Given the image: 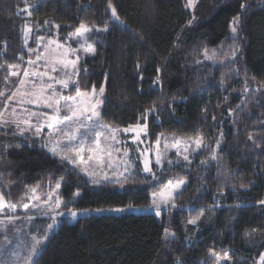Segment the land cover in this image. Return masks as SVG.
<instances>
[{"label":"trees","instance_id":"1","mask_svg":"<svg viewBox=\"0 0 264 264\" xmlns=\"http://www.w3.org/2000/svg\"><path fill=\"white\" fill-rule=\"evenodd\" d=\"M111 2L123 23L112 20L108 0H0V108L15 107L17 98L7 97L16 91L22 69L37 70L41 61L33 66L28 60L42 57V48L37 55L33 50L39 38L44 44L49 38L67 42L82 21L107 24L109 31L89 34L95 52L80 61L69 90L104 85L103 122H147L151 141L172 133L202 136L204 146L190 165L176 155L169 167L155 165V177L143 172L135 153V171L126 182L94 187L53 156L41 137L0 123V192L9 205L25 200L31 187L48 190L61 181L64 204L79 210L73 222L70 215L59 222L33 264H260L264 0H197L193 9L187 0ZM241 3L247 5L243 10ZM8 66L21 71L5 82ZM171 178L188 182L175 196L177 206L161 210L160 220L151 195ZM117 208L124 211L114 213Z\"/></svg>","mask_w":264,"mask_h":264},{"label":"rangeland","instance_id":"2","mask_svg":"<svg viewBox=\"0 0 264 264\" xmlns=\"http://www.w3.org/2000/svg\"><path fill=\"white\" fill-rule=\"evenodd\" d=\"M197 1V0H196ZM196 3V2H195ZM188 5V0H187ZM195 6V4H194ZM194 6H188L189 9H193ZM89 25V24H88ZM93 26V25H89ZM96 26V25H94ZM100 27V26H96ZM104 27V26H103ZM89 36V34H88ZM43 41V40H42ZM42 41L37 42V47H35L33 50H35L36 55L38 53V49L42 48L41 52V62L38 64V68L36 71L44 72L45 67L43 64V60L48 59L51 57L52 59H75L77 56H79V62L81 60L85 59L86 57H89L94 54V52H85L83 51V48L80 47L81 44H87L90 45L92 48L93 45L89 42V38L85 41L83 37H76L75 31L71 34L70 38L67 42H61L57 38H49L46 41V44H44ZM49 41H52L53 43L49 44ZM58 45L60 47H58ZM37 48V49H36ZM48 49V51H45V49ZM70 49H75L76 51H70ZM77 65V67H78ZM55 65L49 64V67H53ZM33 71V70H32ZM66 72L68 75L66 76L64 72L59 73H53L49 72V76H55L57 80L59 79H68L71 77V83L69 85L68 89H63L59 84H55L54 81L49 80L47 77H33L29 80L28 77L24 78L22 74V78H24L26 81H28L29 91H36L39 96L46 97L50 96L51 93H49L47 89L48 84H53L56 91L61 93L62 96H75L76 91L72 92L69 89L73 87V84L75 85L76 82V73L73 72L72 67L69 65V67L66 69ZM37 78V79H36ZM35 84V89L31 88V84ZM41 87L45 88V91L40 93L39 89ZM104 89L105 86L103 85ZM93 89V88H92ZM91 89V90H92ZM96 92H99V88H95ZM91 90H80L82 93H91ZM105 92L102 96H96V97H90V96H82L80 97V101L84 102H91L95 103L96 100L100 101V105L98 107V111L100 113V119L99 122L102 125H109L112 128L120 129L116 134V141H106L103 138L100 140V148L99 150L95 152H90L87 149L89 148H95V145L89 140L86 143V150L82 153L84 159H88V157L91 155L93 159L89 161V164L91 167H89V172L96 171L97 176L107 173L110 177L113 176V173H124L123 176H117L119 181L123 180L127 176L129 177L134 171H135V162L137 160L136 154L139 156V159L142 164V170L144 168V162L147 160L150 162V167L152 168V172L154 173V167L155 165L158 166V168L164 169L165 167H169L171 164H168V161H172V156L176 155L180 160L182 161L184 155H188L189 159L191 160L192 157L201 149H197L196 145L194 143L195 139L201 136L196 137H188L180 134H172V133H161L159 134V146L157 145V140L151 141L149 139L148 135V123H137V124H131L128 126H115L109 123H105L101 120V111H102V104L104 99ZM17 100H15L16 104L14 109H19L16 112V116L20 118L22 121L24 118H28L32 124H45L46 121L44 119L45 115H53L54 110L47 108L42 100L38 101L36 103H30L29 100L31 97H25L23 102L20 101V93L17 92L16 96ZM80 101H77L79 103ZM61 107H63V101H61ZM9 108L4 112V116L6 119H11L12 117L9 116ZM30 113H36L35 116H31ZM146 124V131L139 132V128L143 127ZM129 126L132 127V130H129L128 132H124L123 129L129 128ZM20 127H23L26 129V131L23 134H29V135H35V129H28V126L24 125L22 122L20 124ZM139 133V134H138ZM107 135V134H106ZM38 137H41L46 144L48 140L55 139V133L53 129H48L46 126L44 127L43 131L40 135H35ZM204 143V141H203ZM167 145V147H165ZM175 145V146H174ZM51 147V144L48 145V150ZM108 148L111 152V155L109 156L104 149ZM187 148L188 151L185 152L184 149ZM119 149V151H117ZM177 149H179V154H177ZM159 152L162 157V163L160 165H157L155 163L156 154ZM51 153V152H50ZM126 153V155H125ZM136 153V154H135ZM52 154V153H51ZM74 155V154H73ZM56 157V156H55ZM119 157V160L117 159ZM58 158V157H57ZM59 159V158H58ZM60 160V159H59ZM109 161L112 162L113 167L109 168L107 165ZM121 161H127L130 165L129 171H124V166L121 163ZM65 162V161H63ZM69 167L79 171L82 173L87 180L90 182V184L94 187L102 185L103 183H106L107 181H102L99 185H94L91 183V178L84 173L83 171H80L81 168L84 167V165H79V160L77 158V164L78 167L75 165H72L70 163L65 162ZM144 172V171H143ZM146 174H151L148 172H144ZM173 182L176 180H184L186 183L185 185L181 186L180 189L177 190L176 195L182 191V189L187 185V179L186 178H171ZM61 183V181H58ZM55 183L51 189L43 190L39 189V187H31L30 192L28 195L25 196V200L18 204H13L15 207H8L9 203L4 198V204L5 206L0 209V221H4V223H0V233L2 234V237L0 236V264H8L9 256L12 252H17L22 255H27V250L31 246L33 242V237L36 239L41 240V243L38 245V254L33 258V262L36 259V257L40 253V248L45 242L49 239L51 234L53 233L55 227L59 224V222L62 221L64 217H67L68 215L65 214L62 217H58L57 221L55 223V226L53 229L48 230L47 225L50 223H53L51 219V215H43V212L46 210L47 204H54L56 197H59L62 201L63 199L59 195V189L56 188ZM163 188V187H162ZM161 188V189H162ZM32 189H36L35 192L32 191ZM161 189L156 191L158 193ZM1 193V192H0ZM153 194V193H152ZM175 195V196H176ZM38 197V199H32V197ZM51 198V199H50ZM153 195H151V201L152 206L151 209L156 213V208L153 206ZM157 201L159 200L158 197H156ZM47 202V204H46ZM64 202V201H63ZM29 204V208L25 209L23 207V204ZM20 204V205H19ZM33 205H36L37 207H34ZM63 205L59 209V211L66 212L64 210ZM170 207V204L168 206L161 205V210ZM114 213H121L122 211H115ZM20 213V215H18ZM6 215H14L16 217H19L20 219L16 220L14 223L9 224L6 221L7 216ZM157 215V214H156ZM27 217H32L31 220L27 219ZM37 217L44 219H36ZM157 217L161 220V211L160 215ZM77 218L74 217L71 219V222H73ZM11 233H15L16 236L13 237L10 235ZM9 233V236H4ZM259 263L261 264V260H259Z\"/></svg>","mask_w":264,"mask_h":264},{"label":"snow or ice","instance_id":"3","mask_svg":"<svg viewBox=\"0 0 264 264\" xmlns=\"http://www.w3.org/2000/svg\"><path fill=\"white\" fill-rule=\"evenodd\" d=\"M196 0H188V6H194ZM247 7L246 4L241 3L240 8L243 10ZM108 8L111 9V17L112 20L123 23L120 21V18L117 14L116 8L113 6L111 0H108ZM27 11V8L24 9ZM192 21H189L190 24ZM45 23H48L45 21ZM233 26L231 28V31L233 34L237 33V28L240 23V15L237 14V16L233 17ZM109 27L107 24H105L104 27H96V26H89L85 22H81L79 26L75 29V36L76 37H83L85 41L88 38V34L92 32H106L109 31ZM40 41L43 40V38H39ZM53 43L52 41H49V44ZM58 47H60L58 45ZM81 48H83V51L85 52H94L95 49L92 48L90 45L81 44ZM45 51H48L46 48ZM70 51H76L75 49H70ZM235 55V52L232 53ZM204 55L207 58H211L208 56V50L204 49ZM41 61V56L37 55L36 60L33 61L31 59L28 60V64L36 66L38 62ZM79 62V56H77L75 59H52L49 57L48 59L43 60V64L45 67L44 72L40 71H30L29 68L25 67L22 69L23 76L24 77H47L49 80H52L55 82V84H59L61 88L68 89L69 85L71 83V77L68 79H59L57 80L55 76H49V72L53 73H59L64 72L67 76L68 73L66 72V69L69 67V65L72 67L74 73H78V65ZM49 64L55 65L53 67H49ZM9 67V75L4 77L5 82L9 80V77H18L21 69L17 68L16 70H13L12 66ZM157 72H159V69H157ZM159 79V76L157 77V80ZM73 86H75L73 84ZM29 84L28 81H26L24 78H20L18 84L16 85V91H13L11 95H8L7 99L13 100L17 96V92L20 93V101L23 102L25 97H31L29 100L30 103H36L38 101L43 102V104L49 108L54 110L53 115H45L44 119L46 121L45 124H32L31 121L28 118H24L22 121L20 118L16 116V110L14 108L9 110V116L12 117L11 119H6L4 116V112L8 110V105L5 104L4 108H0V123L3 125H9V124H15V126L19 129L20 133L23 134L26 129L23 127H20L21 122L28 126V129H35V135H40L43 131L44 127L46 126L48 129H53L55 133V139H50L48 142L44 145V147H48L49 144H51V147L49 148V151L52 153L53 156L58 157L61 161H65L67 163H70L75 166L84 165L83 168L80 169V171H83L91 178V183L94 185L101 184L102 181L107 182H117L119 183V179L117 176H123L124 173H113V176L110 177L107 173H104L97 176L96 171L89 172V167L91 165L89 164V161L93 159V157L90 155L88 159H84L82 153L86 150V143L87 141H91L95 148H89L87 149L90 152H95L99 150L100 148V140L103 138L106 141L115 142L116 141V134L121 131L120 129L112 128L109 125H102L99 122L100 119V113L97 110L100 101L96 100L95 103L91 102H84L80 101V97L82 96H90V97H96V96H102L105 92V89L103 86L99 88V92H96L95 87L91 90V93H82L79 89V87H76V95L75 96H62L61 93L57 92L53 84L47 85V91L51 93L50 96L41 97L38 95L36 91H29L28 90ZM31 88L35 89V84H31ZM247 90V89H246ZM45 91L44 87H41L39 89V92L42 93ZM5 93L0 92V96H4ZM61 101H63V107H61ZM77 101H80L77 103ZM153 108L145 109V112L153 111ZM31 116H35L36 113H30ZM215 119V117H213ZM129 130H132V127L129 126V128L123 129L124 132H128ZM146 131V124L143 127L139 128V132ZM107 134V135H106ZM139 134V133H138ZM249 139H252L251 136H249ZM160 140L157 139V145L159 146ZM196 148L200 149L203 145V137H198L194 141ZM217 145H219L220 141H216ZM175 146V145H174ZM167 147V145H165ZM104 151L110 156L111 152L108 148H105ZM119 151V149H117ZM185 152L188 151L187 148L184 149ZM74 154V155H73ZM177 154H179V149H177ZM126 155V153H125ZM77 158L79 160V165L77 164ZM212 159H215V153L213 152ZM119 160V157L117 158ZM183 161L185 165H190L191 160L189 159L188 155L183 156ZM121 163L124 166V171L128 172L130 165L127 161H121ZM155 163L157 165H160L162 163V157L159 152L156 154ZM172 161H168V164H172ZM206 163V161H201V164ZM109 168L113 167V164L111 161H109L108 165ZM144 172L151 173L155 177V173L152 172V168L150 167V162L145 161L144 162ZM63 179V178H61ZM126 182V178H125ZM184 180H176L173 182V180L169 179L167 183L163 186V188L158 192H154L152 195L154 197L153 199V206L156 208V214L159 216L161 211V205L168 206L169 204L171 207L175 208L177 205L174 203L175 195L178 189L181 188V186L185 185ZM123 186V184H121ZM61 187V184L57 182L56 188L59 189ZM241 187H245V185L241 184ZM33 192L36 191V189H32ZM75 195H79V191L75 193ZM156 197L159 198L155 199ZM32 199H38V197L33 196ZM51 199V198H50ZM261 205H264V201L259 202ZM47 204V202H46ZM64 206L66 209V212L59 211L61 206ZM5 206L4 204V196L3 193H0V209H2ZM34 207H37L36 205H33ZM8 207H15V205H8ZM23 207L25 209L29 208V204L25 203L23 204ZM115 211H124L123 208H117L114 209ZM78 211L76 209L67 208L66 204L59 198L56 197L54 204H47L46 210L43 212V215H51V219L53 223H50L47 225V229L51 230L54 228L55 223L57 221L58 217H62L65 214L70 215L71 217H76L78 215ZM87 211V210H83ZM96 211H103V209H96ZM200 215H203V211H201ZM20 219L19 217H16L14 215H9L6 218L7 223L12 224L16 220ZM27 219L31 220L32 217H27ZM199 219V216L196 219H190L188 220V224H196L197 220ZM0 223H4V221H0ZM253 231H256L255 229ZM165 234H169V230L165 228L164 230ZM171 235H174V233H171ZM245 235H248L246 232ZM41 243V240L36 239L33 237V242L31 246L27 250V255H22L17 252H12L8 259V264H33V258L38 254V245ZM2 255V253H0ZM215 255V253H214ZM227 254H225L226 258ZM217 259H219V256H217ZM261 264H264V253L261 254L260 257Z\"/></svg>","mask_w":264,"mask_h":264},{"label":"built area","instance_id":"4","mask_svg":"<svg viewBox=\"0 0 264 264\" xmlns=\"http://www.w3.org/2000/svg\"><path fill=\"white\" fill-rule=\"evenodd\" d=\"M178 264H181V262L177 261Z\"/></svg>","mask_w":264,"mask_h":264},{"label":"bare ground","instance_id":"5","mask_svg":"<svg viewBox=\"0 0 264 264\" xmlns=\"http://www.w3.org/2000/svg\"><path fill=\"white\" fill-rule=\"evenodd\" d=\"M180 261V260H179Z\"/></svg>","mask_w":264,"mask_h":264}]
</instances>
